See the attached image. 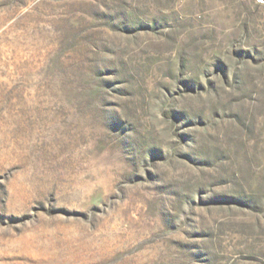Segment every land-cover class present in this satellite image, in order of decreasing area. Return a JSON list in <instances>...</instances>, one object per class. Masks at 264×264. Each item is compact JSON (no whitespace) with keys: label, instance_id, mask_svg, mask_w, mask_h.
I'll return each instance as SVG.
<instances>
[{"label":"rangeland","instance_id":"374dc122","mask_svg":"<svg viewBox=\"0 0 264 264\" xmlns=\"http://www.w3.org/2000/svg\"><path fill=\"white\" fill-rule=\"evenodd\" d=\"M0 181L20 264H264V0H0Z\"/></svg>","mask_w":264,"mask_h":264},{"label":"bare ground","instance_id":"6f19581e","mask_svg":"<svg viewBox=\"0 0 264 264\" xmlns=\"http://www.w3.org/2000/svg\"><path fill=\"white\" fill-rule=\"evenodd\" d=\"M12 169L15 168V165L11 166ZM12 174L14 173L11 172ZM5 196L4 183L0 181V208L3 206L2 200ZM25 251L30 247V243H25ZM21 240L19 237H14L12 239H3L0 237V264H20L15 261L14 258H18L22 253ZM27 251H31L27 250ZM32 253V252H31Z\"/></svg>","mask_w":264,"mask_h":264}]
</instances>
